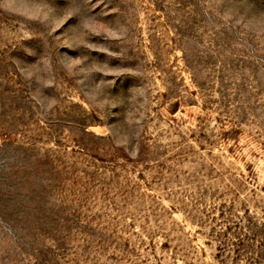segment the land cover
<instances>
[{
    "label": "rangeland",
    "instance_id": "1",
    "mask_svg": "<svg viewBox=\"0 0 264 264\" xmlns=\"http://www.w3.org/2000/svg\"><path fill=\"white\" fill-rule=\"evenodd\" d=\"M0 264H264V0H0Z\"/></svg>",
    "mask_w": 264,
    "mask_h": 264
}]
</instances>
